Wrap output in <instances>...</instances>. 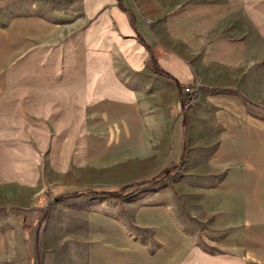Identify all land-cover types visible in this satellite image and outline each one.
Listing matches in <instances>:
<instances>
[{"label": "crops", "instance_id": "1", "mask_svg": "<svg viewBox=\"0 0 264 264\" xmlns=\"http://www.w3.org/2000/svg\"><path fill=\"white\" fill-rule=\"evenodd\" d=\"M260 45L264 0H0V95L25 94L0 103V264H264ZM62 60L82 148L49 200L9 162L23 156L10 126L64 90L5 83L21 62L33 77Z\"/></svg>", "mask_w": 264, "mask_h": 264}, {"label": "rangeland", "instance_id": "2", "mask_svg": "<svg viewBox=\"0 0 264 264\" xmlns=\"http://www.w3.org/2000/svg\"><path fill=\"white\" fill-rule=\"evenodd\" d=\"M249 33L252 44L254 42L257 44L260 40L258 32L255 30L254 32L249 31ZM260 46L262 51L259 52V49H256V54H261L264 52L263 45ZM256 48L258 47L256 46ZM251 49L252 52L253 45ZM41 65L46 68L52 65L56 66L58 76L48 79L41 78L38 76ZM29 66L30 67L26 68H31L32 74L35 73L37 76L24 77L25 64L21 62L19 65H17L15 71L16 76L7 78V82L5 84L13 87L17 92H22L24 86H39L41 83L46 84L48 81L47 85L59 86L60 88H63V100L61 103L57 104V109L55 108V104L48 105V113L46 118L32 116L30 119L26 120L27 122H25L23 119L17 120V125L15 127L10 126L12 130L13 128L16 129V134L18 137L16 138L15 143L12 142L11 144H15L14 146L16 149L23 156L19 157L17 154L15 159L10 158L8 160L9 162H14V164L18 167H22L25 184H28L33 188H38L40 191H42L43 199L47 198L51 200L52 196L56 193L55 187L60 181L59 171L62 169L71 170V167L75 166V164H77V162L80 160L82 148L80 115L79 110L74 107L75 104H72V101L70 100L71 78L66 77L62 72L70 66V63L62 60L55 63L35 62ZM35 70L37 71L35 72ZM257 75L256 86H252V88L254 89L259 105L263 107L264 71H260L257 73ZM193 91H195L194 87ZM24 96L25 94L23 93L1 94L0 103H5L3 106L6 107L7 103L12 102L13 99H15L16 102H23L22 99ZM191 102L192 101H190V103ZM18 105H21V103H18ZM262 115L264 116V114ZM163 172L154 177L158 180L156 183L168 178L171 174L170 173L169 175L164 176ZM125 190H123V193ZM118 194L120 193L118 192ZM178 216L181 220V223L186 228L194 229V224L191 222V220H188V216L181 213H178Z\"/></svg>", "mask_w": 264, "mask_h": 264}, {"label": "trees", "instance_id": "3", "mask_svg": "<svg viewBox=\"0 0 264 264\" xmlns=\"http://www.w3.org/2000/svg\"><path fill=\"white\" fill-rule=\"evenodd\" d=\"M151 63H152V70L153 72L157 73V74H160V75H164L166 77H168L169 79H172L170 75H168L167 73H165L163 70H161L158 66V64L156 63L155 59L153 58V56L151 55ZM196 99V95H192L188 98V100L186 101H181V106L182 108L184 109L188 103H190V101H194ZM164 176L166 175H169L171 173L170 170H165L164 172ZM158 180L153 178L151 180H148V181H143V182H140V183H137V184H133V185H127L125 187H122L119 191V193H122L123 190L127 189V188H131V187H134L136 185H152V184H155ZM86 193H94L95 192H91V191H87ZM77 194V193H75ZM97 194V193H96ZM99 194H103V195H109V196H117L119 195L118 193H104V192H101Z\"/></svg>", "mask_w": 264, "mask_h": 264}, {"label": "built area", "instance_id": "4", "mask_svg": "<svg viewBox=\"0 0 264 264\" xmlns=\"http://www.w3.org/2000/svg\"><path fill=\"white\" fill-rule=\"evenodd\" d=\"M184 93H186L187 95H194L195 91H193V87H187L184 89Z\"/></svg>", "mask_w": 264, "mask_h": 264}]
</instances>
